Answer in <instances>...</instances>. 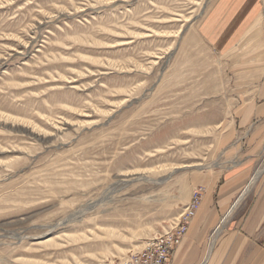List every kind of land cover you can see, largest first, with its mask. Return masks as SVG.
<instances>
[{
    "label": "rangeland",
    "instance_id": "374dc122",
    "mask_svg": "<svg viewBox=\"0 0 264 264\" xmlns=\"http://www.w3.org/2000/svg\"><path fill=\"white\" fill-rule=\"evenodd\" d=\"M216 1L0 0V264H125L204 175L251 159L257 185Z\"/></svg>",
    "mask_w": 264,
    "mask_h": 264
},
{
    "label": "crops",
    "instance_id": "0c3cea01",
    "mask_svg": "<svg viewBox=\"0 0 264 264\" xmlns=\"http://www.w3.org/2000/svg\"><path fill=\"white\" fill-rule=\"evenodd\" d=\"M199 31L215 55L239 67L228 113L233 127L222 131L246 137L235 141L237 148L264 147V0H217ZM237 48L239 55L228 59ZM253 166L250 159L214 179L203 176L201 204L169 264H264V173L250 186Z\"/></svg>",
    "mask_w": 264,
    "mask_h": 264
},
{
    "label": "built area",
    "instance_id": "2783aa9c",
    "mask_svg": "<svg viewBox=\"0 0 264 264\" xmlns=\"http://www.w3.org/2000/svg\"><path fill=\"white\" fill-rule=\"evenodd\" d=\"M202 195V189H194L188 203L178 216L176 224L149 239L144 248L140 252L130 255L125 264H169V257L173 249L185 237L189 224L199 209Z\"/></svg>",
    "mask_w": 264,
    "mask_h": 264
},
{
    "label": "bare ground",
    "instance_id": "6f19581e",
    "mask_svg": "<svg viewBox=\"0 0 264 264\" xmlns=\"http://www.w3.org/2000/svg\"><path fill=\"white\" fill-rule=\"evenodd\" d=\"M182 167V166H181ZM181 167H177L176 169H180ZM188 167V166H187ZM191 167V166H190ZM185 168V167H184ZM261 170V169H260ZM263 170V169H262ZM258 171V170H257ZM259 173H256L255 175H254V177H253V180L254 179H257L258 177H259Z\"/></svg>",
    "mask_w": 264,
    "mask_h": 264
}]
</instances>
